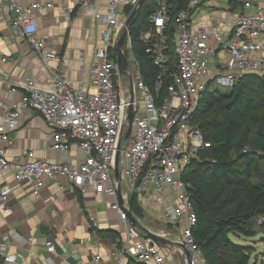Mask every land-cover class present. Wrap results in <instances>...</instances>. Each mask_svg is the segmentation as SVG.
<instances>
[{
  "label": "built area",
  "instance_id": "2783aa9c",
  "mask_svg": "<svg viewBox=\"0 0 264 264\" xmlns=\"http://www.w3.org/2000/svg\"><path fill=\"white\" fill-rule=\"evenodd\" d=\"M139 1L110 0L105 12L95 14L103 22L102 44L94 51L88 80L74 83L55 71L47 85L35 78L14 84L11 90L21 88L23 95L20 102L4 106V119L0 121V173L11 170L16 181L30 182L36 196H40L45 182L52 180L62 191L77 187L84 194L93 192L111 197L110 207L118 213L127 235L126 241L115 249L117 259L112 264H123L126 257L148 264L165 261L156 241L131 222L130 199L134 193L138 197L163 195L171 189L175 192V200L166 208L163 218L176 225L177 241L183 251L190 250L192 263L208 264L193 236L197 213L188 191L191 183L182 178L185 168L199 159V150L211 146L192 117L201 94L210 83L231 88L243 72L264 76V2L254 11L235 18L229 35L223 24L213 28L198 27L194 23L195 13L206 0H187V6L178 12L174 22L178 69L170 72V84L162 95L163 77L169 71L170 60L166 31L171 16L165 1L158 2V8L149 19L156 39L149 42L147 52L156 65L165 67L157 75L155 93L141 77L138 66H133L136 64L133 57L129 58L131 70L125 74L127 79L121 82L117 57L111 53L125 27V6L135 8ZM96 4L97 0H80L81 7L86 10L94 9ZM8 7L15 33L24 36L48 66L56 67L58 55L49 49L46 37L40 34L37 16V12L53 8L54 3L8 0ZM74 10L70 8V12ZM87 54L83 51L81 58L85 59ZM9 60L0 53V63ZM10 78V72L0 70V84ZM131 80L133 119L126 136ZM24 109L45 118L52 129L51 147L64 159L41 160L33 150H24L21 160H9L8 146L13 144L12 135L20 127ZM72 144H78L84 151L83 162L76 166L66 158ZM117 162L121 182L115 178ZM12 192L10 184L0 186V203L7 204ZM256 221L264 224V216ZM98 226L94 221L92 231L95 235H98ZM9 241L10 236H5L1 251L5 252ZM45 245L49 252H56L54 242L46 241ZM73 255L77 257V251ZM94 259L99 263L101 255L95 254Z\"/></svg>",
  "mask_w": 264,
  "mask_h": 264
},
{
  "label": "crops",
  "instance_id": "0c3cea01",
  "mask_svg": "<svg viewBox=\"0 0 264 264\" xmlns=\"http://www.w3.org/2000/svg\"><path fill=\"white\" fill-rule=\"evenodd\" d=\"M47 1L53 2L54 7L37 12V16L40 34L46 37L49 49L58 55L54 68L46 64L24 36L15 33L8 0H0V53L10 58L0 63V70L11 74L9 80L0 84V121L4 119L5 105L12 106L22 100L21 88L11 90L14 84L35 78L47 85L55 71L74 83L90 78L94 51L102 44L103 22L95 14L105 12L110 0H97L91 10L82 8L80 0ZM262 2L264 0H206L196 11L194 23L203 28L223 24L230 35L232 21L240 14L254 11ZM72 7L74 12H70ZM85 50L88 54L82 59ZM20 119V127L12 135L13 144L7 150L11 162L21 160L24 150H33L41 160L64 159L51 147L52 129L40 113L24 109ZM66 158L76 166L83 162L84 151L78 144H72ZM4 184L13 187L8 203H0V255L4 257V264H112L116 261L115 249L126 241L127 235L118 213L110 207L111 197L93 192L84 194L77 187L62 191L52 180L46 181L40 196H36L32 184L26 180L16 181L11 170L0 173V186ZM139 200L144 216L133 212L135 218L170 240L156 241L165 255V261L159 264H188L177 241L179 230L163 218L166 208L175 200V192L168 189L163 195L151 194ZM94 221L99 223L98 235L92 231ZM7 235L10 241L4 252L1 245ZM46 241L54 242L55 253L47 250ZM98 253L101 255L99 263L94 259ZM128 260L124 258L123 264H128Z\"/></svg>",
  "mask_w": 264,
  "mask_h": 264
},
{
  "label": "trees",
  "instance_id": "16d2710c",
  "mask_svg": "<svg viewBox=\"0 0 264 264\" xmlns=\"http://www.w3.org/2000/svg\"><path fill=\"white\" fill-rule=\"evenodd\" d=\"M160 0H145L126 37L123 50L133 57L141 77L154 91V83L162 68L147 52L149 42L156 39L150 16ZM168 6L171 24L166 31L169 45V71L163 77L160 94L166 93L170 72L178 69L174 52L175 18L187 6V0H163ZM127 5L124 12L131 14ZM151 34L149 38L147 35ZM125 46V47H124ZM112 56L117 52L111 50ZM192 121L203 132L210 147L199 150L182 178L188 187L197 213L193 236L208 264H249L254 246L237 244L231 234L254 236L258 217L264 216V76L255 72L239 75L229 92L216 82L201 94ZM81 205L83 200L80 197ZM132 212L144 216L138 194L130 199ZM0 264L4 257L0 255ZM128 264H146L132 257Z\"/></svg>",
  "mask_w": 264,
  "mask_h": 264
},
{
  "label": "water",
  "instance_id": "95a60500",
  "mask_svg": "<svg viewBox=\"0 0 264 264\" xmlns=\"http://www.w3.org/2000/svg\"><path fill=\"white\" fill-rule=\"evenodd\" d=\"M145 2V0H140L138 5L133 9L131 14L127 17L125 27L123 28L119 38L116 40L113 48L117 52V62L120 67V73L121 74H127L131 70V64L128 56L125 54V51L123 50V44L126 39V37L129 35V30L131 26L133 25L136 15L141 7V5ZM131 102L128 109V116H127V125H128V131L126 133V136L129 135V132L131 130L132 125V119H133V101H134V90H133V81L131 80ZM115 178L121 182V172L118 167V162L116 164L115 169ZM130 220L131 222L139 227L147 237H151L154 241H161V242H169L170 240L168 238H165V236L161 235L160 233L154 232L150 229H148L146 226H144L142 223H140L132 212H130ZM184 253L186 256V259L188 261V264L192 263V253L187 248L184 249Z\"/></svg>",
  "mask_w": 264,
  "mask_h": 264
},
{
  "label": "rangeland",
  "instance_id": "374dc122",
  "mask_svg": "<svg viewBox=\"0 0 264 264\" xmlns=\"http://www.w3.org/2000/svg\"><path fill=\"white\" fill-rule=\"evenodd\" d=\"M126 79V75L122 74L121 82H125ZM217 86L219 85L217 84ZM219 88L224 92H229L231 89L228 86H219ZM254 229L257 232L254 236L231 234V238L237 244L254 246V252L249 264H264V224H258L255 221Z\"/></svg>",
  "mask_w": 264,
  "mask_h": 264
}]
</instances>
